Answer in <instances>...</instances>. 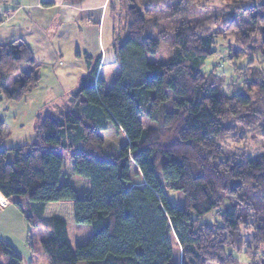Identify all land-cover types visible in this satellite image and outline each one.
<instances>
[{"label": "trees", "instance_id": "trees-1", "mask_svg": "<svg viewBox=\"0 0 264 264\" xmlns=\"http://www.w3.org/2000/svg\"><path fill=\"white\" fill-rule=\"evenodd\" d=\"M116 2L119 74L107 88L98 61L84 56L89 73L65 105L37 118L34 142L0 150V195L48 264H235L239 254L264 264V70L253 59L264 63V0H222L217 16L207 15L214 0ZM225 35L239 38L233 59L246 58L228 93L223 75L201 71ZM168 36L169 60L149 62ZM39 70L27 44H0V104L22 102ZM3 131L0 119V144ZM73 176L89 180L87 198L69 186ZM162 184L183 196L182 209ZM68 224L89 226L90 238L72 248ZM21 263L0 239V264Z\"/></svg>", "mask_w": 264, "mask_h": 264}, {"label": "rangeland", "instance_id": "rangeland-1", "mask_svg": "<svg viewBox=\"0 0 264 264\" xmlns=\"http://www.w3.org/2000/svg\"><path fill=\"white\" fill-rule=\"evenodd\" d=\"M221 2L222 0H214L213 5L208 8L207 15H211L212 13H216V16L219 15L220 10H222L223 8L220 5ZM122 14H124V12H122ZM198 15L200 14L194 13L192 18L196 20ZM5 25H8V31H13V29H15V31H18L23 30L24 28L23 23L20 25L19 21H14V19L8 21V23ZM5 28L7 27L1 28L0 31L5 32ZM123 36L124 33L123 35H120L119 38L121 39L123 38ZM238 39L239 38L237 35H225L215 39L213 47L214 54L205 61L201 69L203 74H208L215 71V74L224 76V93H228L227 85L231 80L237 81L236 76L233 75V66H238L242 69H244L245 67V57L233 59L235 56V52L237 51L236 49L239 45V43L237 44ZM171 40L172 37L168 36L165 40L160 42V49L158 53L155 55H147V60L151 63L157 64L166 63L171 56ZM111 50L112 49H107L106 47V63H110L114 60ZM259 58V53L254 54L253 59L255 60V64L258 65L260 69L264 70V63L260 64ZM68 63L69 62L67 61V59H65L64 67L55 66L41 68V70L39 71L40 81L38 87L34 90L35 92L33 91L34 94L32 93L33 98L31 96V99H33L34 101L30 99L27 100L26 98L20 103L2 102L0 104V119L4 123L3 141L0 144V150H8L10 148L31 145L34 142V127L36 125L37 118L40 116L44 117L45 113L42 114V112H47L48 110L43 101V96L46 95L44 93L45 90H43L44 85L52 82L54 86L56 85L58 90L61 88L60 85H63L64 83V90L66 91L68 89V86H71V84L65 83L67 80L71 81L76 76H78V78H80V76H84L82 73L78 72L75 69L71 71L72 67ZM61 68L63 69L61 70ZM61 71H68V74L71 72V75L65 76L61 74L63 76L62 77L60 74H58ZM118 74L119 67L113 64L110 66H104L100 76L105 81L107 88H109ZM79 83L76 89L79 87ZM58 93L62 95L63 91L62 93ZM36 94H38L39 96H37ZM143 124L144 126H156V124L149 122L147 125L146 121L143 122ZM245 137L247 145L252 149H256L258 146V142L256 141V139L251 136V134H247ZM225 142L227 144L229 143L231 146L235 145L239 149L243 148L244 145L240 141L232 143L231 137H229ZM56 153L63 157V164L65 165L68 157L60 151H57ZM69 186L74 190L77 198L85 199L89 196L90 185L88 179L79 176H73L69 179ZM162 186L168 193V198L171 205L176 208L182 209L183 196L180 193L166 190L163 184ZM13 202L14 201L12 200L11 204H9L6 208H3L4 204L0 202V239H2L9 247H11L22 260L23 258H25V261L29 262L33 258V264H48L40 247V244L38 243L39 238L34 237L33 234H31L27 223L25 222L21 213L18 211L17 207L14 206ZM22 202L23 201H20V203ZM213 217L214 214L212 212L202 217L200 221L207 223L210 222ZM66 232L68 241L72 248L84 244L92 234L91 228L89 226L73 224L67 225ZM27 239H29L28 243L26 241ZM31 246L33 247V251L31 250ZM235 260V264H250V260L243 254L235 255Z\"/></svg>", "mask_w": 264, "mask_h": 264}, {"label": "crops", "instance_id": "crops-1", "mask_svg": "<svg viewBox=\"0 0 264 264\" xmlns=\"http://www.w3.org/2000/svg\"><path fill=\"white\" fill-rule=\"evenodd\" d=\"M110 1L0 0V29L7 27L5 32L0 31V44L12 41L27 44L31 48L32 58L40 65V70L44 67H64L67 59L72 67L71 71L75 69L85 76L90 71L84 62V56H87L91 59V66L98 61L96 77L101 78L103 67L114 64V60L106 63V47L112 49L114 57L116 40V21L109 8ZM13 19L19 21L20 25L23 23V30L8 31V25L5 24ZM58 74L70 76L71 72L68 74V71H61ZM80 78L76 76L65 82L71 84L68 91L64 90V83L58 90L52 82L44 85L46 95L43 96V101L48 110L41 111L42 114L51 115L58 106L65 105L69 96L77 90ZM62 91V95L58 93ZM32 93L26 97L27 100H33ZM0 202L4 204L3 208L9 205L1 195ZM23 260L21 264L34 263L33 258L29 262L25 258Z\"/></svg>", "mask_w": 264, "mask_h": 264}]
</instances>
